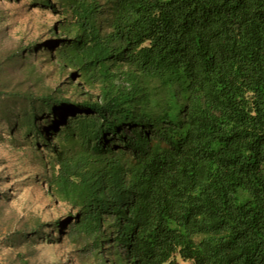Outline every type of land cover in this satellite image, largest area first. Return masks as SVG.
Listing matches in <instances>:
<instances>
[{
    "label": "trees",
    "instance_id": "16d2710c",
    "mask_svg": "<svg viewBox=\"0 0 264 264\" xmlns=\"http://www.w3.org/2000/svg\"><path fill=\"white\" fill-rule=\"evenodd\" d=\"M34 3L56 18L0 48V123L80 262L264 264V0ZM4 208L5 243L37 232Z\"/></svg>",
    "mask_w": 264,
    "mask_h": 264
},
{
    "label": "rangeland",
    "instance_id": "374dc122",
    "mask_svg": "<svg viewBox=\"0 0 264 264\" xmlns=\"http://www.w3.org/2000/svg\"><path fill=\"white\" fill-rule=\"evenodd\" d=\"M55 18L48 10L40 9L34 0H0V48L15 47L18 41L41 39L46 26ZM19 31L25 35L18 34ZM26 55L25 63L33 61L40 68L46 54L34 49ZM42 64L44 69L50 68L46 61ZM20 67L21 64L10 66L1 76L17 77L22 71ZM41 124L46 125L45 122ZM10 126L11 123H0V205L5 206L3 216L13 213L11 229L22 223L30 227L35 218L41 225L36 233L26 232L22 240L13 244L5 243L0 236V264H94L86 259L80 262L63 235L64 224L55 222L65 213V206L45 195L43 182L35 180L41 168L36 155L27 146L28 139L21 129L9 131ZM42 153L46 154V151ZM178 264L193 263L178 258Z\"/></svg>",
    "mask_w": 264,
    "mask_h": 264
}]
</instances>
